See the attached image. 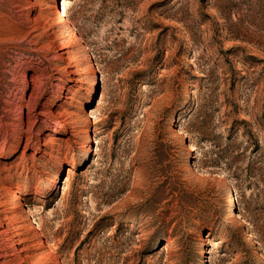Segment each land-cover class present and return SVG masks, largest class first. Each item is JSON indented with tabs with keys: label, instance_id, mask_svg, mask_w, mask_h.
Wrapping results in <instances>:
<instances>
[{
	"label": "rangeland",
	"instance_id": "374dc122",
	"mask_svg": "<svg viewBox=\"0 0 264 264\" xmlns=\"http://www.w3.org/2000/svg\"><path fill=\"white\" fill-rule=\"evenodd\" d=\"M59 5L0 0V200L19 191L12 229L29 238L9 253L21 264L31 251L49 264H264V0H70L64 26ZM169 107L180 195L161 204L170 237L149 252L152 218L120 212L149 197L146 165L132 166ZM224 148L231 167L211 166ZM2 219L5 233L15 224Z\"/></svg>",
	"mask_w": 264,
	"mask_h": 264
},
{
	"label": "trees",
	"instance_id": "16d2710c",
	"mask_svg": "<svg viewBox=\"0 0 264 264\" xmlns=\"http://www.w3.org/2000/svg\"><path fill=\"white\" fill-rule=\"evenodd\" d=\"M139 103L140 106L144 104L143 100ZM133 110L134 107H130L126 112H132ZM172 112L173 107L166 109L163 115L164 118L158 122L157 125L151 126L147 129L146 132L149 136L145 144V163H141L139 160H135L133 162L132 168L142 164L146 165L147 174L145 175V178L147 179L149 186L147 190L143 192H148L149 197L137 206L136 211H133V209L130 207L120 212L127 215L135 212V214H143L152 218L154 234L150 240V245L148 248L149 252H154L158 246L161 244L163 245L168 237H170V232L167 230V217L170 214V209H162L161 204L166 201L169 195H180V193H178L177 181H171V178L176 177V168L172 163L173 159L177 158L175 146L171 139H168V133L165 131L167 119L172 114ZM112 120L113 117L109 120L111 123V125L108 126L109 129L114 126L112 125ZM126 124V118L122 117V123L117 127V129H115V133L113 135L114 146L111 150V153L109 155L103 154L106 160H108L110 163V166L107 168L108 174H113L114 164L119 160V151L122 147L119 146V140L120 137L124 135L122 130L125 129ZM230 136L231 133H229L227 138H230ZM127 150L128 149L123 150L124 155L126 156L129 154ZM229 151V148L221 149L219 152L214 151L216 157L209 161L211 166L230 168L232 159ZM233 176L240 178L239 175ZM128 190L129 186L126 184L121 186H111V191L107 194L113 195L106 199V203H112L114 200L123 196ZM120 223H123V220H121Z\"/></svg>",
	"mask_w": 264,
	"mask_h": 264
},
{
	"label": "bare ground",
	"instance_id": "6f19581e",
	"mask_svg": "<svg viewBox=\"0 0 264 264\" xmlns=\"http://www.w3.org/2000/svg\"><path fill=\"white\" fill-rule=\"evenodd\" d=\"M69 3L70 0H62V6L59 5L56 18L58 23L62 24L63 26L68 22ZM99 102L101 103L102 99ZM19 195V191L15 189L9 201L7 199L0 200V218H3V224L4 220L7 222V225L8 223H10L9 221H12L11 223L15 224L13 220L17 219L18 214L20 215L19 210L16 208V205L19 202ZM8 202L11 203L12 206L4 208L6 207ZM19 227H21L20 224H15L12 227H6L7 230L5 233L0 231V264H21V262L17 258V252L11 255L9 251L15 249L20 253H26V251L29 250V238L22 236V234H16L18 232L14 233V230L18 229ZM12 228H14V230ZM23 259L25 260V264H30V259H33V261L31 262L32 264H49L47 262H44L35 253V251H33V253L31 251L30 254L23 256Z\"/></svg>",
	"mask_w": 264,
	"mask_h": 264
}]
</instances>
